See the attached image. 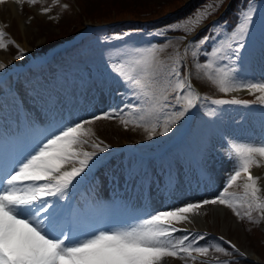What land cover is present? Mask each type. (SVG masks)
<instances>
[{
    "label": "snow or ice",
    "instance_id": "snow-or-ice-1",
    "mask_svg": "<svg viewBox=\"0 0 264 264\" xmlns=\"http://www.w3.org/2000/svg\"><path fill=\"white\" fill-rule=\"evenodd\" d=\"M23 3L24 0H16ZM35 5L38 0H27ZM225 0L207 3L183 21L165 26L154 37L180 34L183 50L165 43L136 46L129 43L115 46L118 55L105 61L104 79L95 85L101 93L107 88L114 106L108 112L88 119L66 120L63 101L53 97L49 86L41 81L29 82L32 99L47 116L43 127L31 117L18 123L13 133H0L7 150L0 154V264H169L179 260L188 264H212L209 252L215 249L229 255L220 243L201 245L206 234H194L183 225L193 223L207 206H222L231 210L241 221L264 222V188L253 168L264 166V135L254 142L230 139L226 156L233 161L223 190L214 198L188 202L179 207L149 212L147 206L132 203L106 205L88 197L82 205L77 197L94 181L93 169L103 163L98 153L108 152L102 140L93 139L94 131L87 127L99 120L119 118L127 129L131 124L143 128L149 140L167 136L194 110L205 109L208 117L217 115L215 106L249 107L240 99H212L202 95L197 85L213 87L219 93L248 91L264 107V78L242 79L246 65L254 56L253 28L257 8L249 2L231 30L227 22L212 24L198 39L188 40L224 4ZM6 0H0V5ZM59 4V0H55ZM67 8V5H64ZM264 9V5L261 6ZM50 9L45 8V14ZM264 25V11L259 15ZM6 33L0 30V49L7 50ZM125 41L124 35L113 38ZM261 62L264 63V34L259 38ZM16 57L24 59V50ZM165 53H168L165 55ZM7 67L0 62V72ZM90 79V77H89ZM205 81L207 83H205ZM0 83L3 77L0 76ZM89 85L81 77L80 87ZM122 86V87H121ZM91 91L92 87L89 86ZM83 95V91L80 93ZM75 99V93L72 94ZM119 97V103L116 98ZM128 97V99H126ZM66 99V98H65ZM121 105H123L121 107ZM264 129V111L260 114ZM86 146L94 149L87 151ZM210 137L201 139L195 161L203 176L212 163ZM124 183L140 194L152 186L171 193L180 179L171 164L160 172L151 173L143 164L129 165ZM114 182L119 179L113 173ZM242 181V193L230 192ZM206 214V213H204ZM122 218V219H121ZM115 220L123 226H111ZM177 233H184L177 236ZM232 249V255L243 256L231 241L219 238ZM215 264H236V261L215 260Z\"/></svg>",
    "mask_w": 264,
    "mask_h": 264
},
{
    "label": "rangeland",
    "instance_id": "rangeland-1",
    "mask_svg": "<svg viewBox=\"0 0 264 264\" xmlns=\"http://www.w3.org/2000/svg\"><path fill=\"white\" fill-rule=\"evenodd\" d=\"M51 1L53 4H51ZM51 1H38L35 5H32L27 0H24L23 3H17L16 0H6V3L0 5V30L6 33V41H15V45H18L19 48L24 50V56L28 50L35 53H45L44 43L46 37L52 36L53 33L57 32L60 24L75 23L81 14H85L84 19L87 22H95L99 21L97 19H102L90 18V13L96 10L103 13L104 10L116 11L132 9L139 11L138 14L157 16L156 13H158L159 15H165L161 18L154 19L159 22L160 28H157V26L153 31H131L126 29L124 32H113L109 30V27L103 29L87 38L82 45L75 47L68 53L58 56L48 69L36 72L29 71V74L23 77L21 87L23 91L27 92L35 109L38 108L39 112L43 115L44 122H46L47 116L32 99L34 93L30 91V81L32 83L41 81L49 86L53 97L63 101V115L65 118L68 116L69 121L85 118L90 119L95 115L106 113L110 106H114L113 100L110 98L107 88L101 93L96 91L95 85L104 79L106 72L105 61L109 55L113 57L118 55V52L115 51V46L123 45L124 43L145 46L149 43H165L167 39H172L174 43L168 51L170 52L176 47L183 50L184 44L187 41L180 43V34L169 32L168 37H159L161 39L159 41H155V37L152 34L158 31H164L167 25L187 19L197 9H202V6L207 3L218 2V0H206L202 6H199V3L193 6L196 0H175V3L173 0H59V4H56L55 0ZM169 1H171L172 6L165 7V2ZM254 4L259 9L260 4H257V1ZM64 5H67V8ZM186 5L192 7L189 14H185L182 11ZM177 7H179L178 10H176ZM45 8L50 9L46 14L44 12ZM221 10L222 7L210 17V22L207 20L202 29H198L194 36H190L187 39H198L207 31L210 25L222 23L224 20L220 17ZM260 14L254 17L253 28L250 30L255 40V50L252 60L246 65V69L242 75V79L246 80H260L264 78V63L261 62L259 42V38L264 34V25L259 21ZM122 16L132 15L127 12ZM123 21L128 22L129 19ZM237 23L238 21L231 28L226 25V28L231 30ZM117 35H124L126 38L125 41L110 39ZM15 45L9 43L7 50L0 49V62L10 65L21 61L16 59L18 49ZM167 54L165 53V55ZM81 77L89 80V83L93 85H89L92 87L91 91L88 90V85H85L81 89ZM205 83L207 82L205 81ZM197 88L202 91V95H210L212 99L235 98L249 101L250 106H215L210 103L207 105L209 108H215L217 115L215 117L207 116L203 121L198 117L193 122L195 131H193L185 142L184 155H181L180 150L173 152L174 156L177 157V169L175 171L180 177L177 181L178 186L174 189V192H165L160 197L157 194L158 190L155 185L150 191L145 188V193L149 192L150 196H156L155 198H157L149 200V205H143L147 206L149 212L179 207L185 203L201 201L207 197L209 199L216 197L223 190L229 173L233 168V161L229 160L225 154L227 141L236 139L238 142H254L261 135H264V129L261 126L259 127L261 123L258 121L260 120L261 111H264V107L256 100V96L259 93L256 96L248 91L223 94L215 90L214 86L205 88L202 84L197 85ZM81 91H83V95L80 94ZM10 93V90L0 91V131H4L6 135L13 133L17 124L20 123L18 109L15 105L16 103L12 100L13 95ZM73 93H75V96L82 103V111H77L69 107L68 100L70 97L73 98ZM115 102L119 103V97L116 98ZM200 110L201 113L202 110L205 112V109ZM87 127H90L94 131L95 137L93 139L98 138V140H102L104 142L102 146L109 148L108 152L98 153V158H104L105 160L112 155L103 166L97 167V173L102 179H99L98 183L93 187L92 196L97 197L96 200L102 204H123L125 201L127 202L129 185L124 183L122 174L129 165L138 166V161L128 159V155L125 153L116 155L114 152L117 146L124 143H134L146 146L145 149H153L158 147L171 133L167 136L157 135L154 139L149 140L147 138L148 133L143 128H136L130 124L126 129L118 117L110 120H99L95 124ZM206 136L210 137L212 163L210 165V171L201 176L195 166L196 159L192 155L194 151L192 145H194L195 152L197 153L201 139ZM86 150L94 151V149L87 146ZM0 151L3 152L1 146ZM168 162V158L163 161L165 167L160 162H157L156 165H153L150 174L160 172L161 167L166 169ZM253 171L256 176L259 175L260 183H263L264 167L253 168ZM113 173L119 178L115 182ZM261 187L264 188V186ZM229 191L235 192L237 195L241 194L242 181L238 182ZM118 199L122 201L118 202ZM137 202L140 204L143 203V199L139 195ZM208 207L204 210L208 227L217 233L225 234L234 239L243 253L247 254L246 252H248L252 254L257 252L262 256L261 260H264V222L254 224L247 219L241 221L227 208L222 206ZM110 223L114 227L123 226L115 220ZM200 233L202 232L197 231L195 234ZM199 243L205 245L206 243H220V241L214 236L209 235L206 241H200ZM231 253L229 251V255L227 256L230 257L227 258L223 252H217L213 249L209 252L208 260H211L212 264H215L216 259L223 261L231 258ZM232 257L239 258L241 256L233 255ZM234 261H236V264L251 263V261L248 262L244 258H240L239 260L235 259ZM169 264H184V262L179 260H172L171 262L170 260ZM188 264H192V261H188ZM196 264H201V262L197 260Z\"/></svg>",
    "mask_w": 264,
    "mask_h": 264
},
{
    "label": "trees",
    "instance_id": "trees-1",
    "mask_svg": "<svg viewBox=\"0 0 264 264\" xmlns=\"http://www.w3.org/2000/svg\"><path fill=\"white\" fill-rule=\"evenodd\" d=\"M206 0H196L194 1L193 3V6L197 3H199L198 5L199 6H202L204 3H205ZM210 1V0H208ZM229 1V0H226L222 6V9L224 8V12L221 13L220 12V17L221 19L223 20H226V22H228L226 25H229L231 24L232 20H235L236 18V13H238V9L240 8V6H243L246 4L247 0H231V4L230 6L227 8H225V4L226 2ZM173 2L175 3L176 1L173 0ZM169 4V5H168ZM162 5V4H161ZM172 6L171 4V1L169 2H165V7H170ZM176 6V5H175ZM178 8V7H177ZM191 6H187L185 9H183V13L185 14H189L190 13V10H191ZM181 11V12H182ZM130 13L132 16H134V18H141V19H144V18H151L153 15H144V14H138L139 11H136V10H124V9H121V10H116V11H112V10H104L103 13L101 12H98L97 10L96 11H93L90 13V18H106V19H109V18H123L125 16H122L124 15L125 13ZM87 14V13H86ZM157 15H159L158 13H156ZM155 14V15H156ZM85 17V14H81L78 21H76L75 23H63V24H60L59 25V31L58 32H55L53 33L52 36H48L46 37L45 39V46L55 40H57L59 38V36L61 34H69L71 33L72 31H74L82 22H83V19ZM208 21L210 22V20L208 19ZM140 26H144L145 28V25H140ZM150 24L146 25V27H149ZM116 31H119V29H115ZM249 264H254V263H249Z\"/></svg>",
    "mask_w": 264,
    "mask_h": 264
},
{
    "label": "bare ground",
    "instance_id": "bare-ground-1",
    "mask_svg": "<svg viewBox=\"0 0 264 264\" xmlns=\"http://www.w3.org/2000/svg\"><path fill=\"white\" fill-rule=\"evenodd\" d=\"M6 69H7V67H6ZM5 71V70H4ZM3 71V72H4ZM259 123H261V122H259ZM260 126H261V124H260ZM264 167V166H263ZM259 174V173H258ZM259 176V175H258ZM264 180V179H263ZM261 184V186H264V182L263 183H260ZM208 207V206H207ZM206 207V208H207ZM202 210V209H201ZM191 229H197L198 228V226H201V227H204V228H207L208 227V222H207V220H206V218H205V216H203L202 214L201 215H199V216H196V217H194L193 218V223L192 224H189L188 225ZM248 253V252H247ZM248 255H250V256H253V257H255V259H257V260H259V259H261V256L257 253V252H254V253H252V254H249L248 253ZM171 262H172V260H171Z\"/></svg>",
    "mask_w": 264,
    "mask_h": 264
}]
</instances>
